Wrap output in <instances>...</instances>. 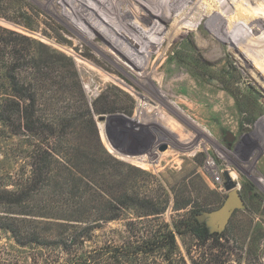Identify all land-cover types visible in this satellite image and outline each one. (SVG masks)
I'll list each match as a JSON object with an SVG mask.
<instances>
[{"label": "rangeland", "instance_id": "374dc122", "mask_svg": "<svg viewBox=\"0 0 264 264\" xmlns=\"http://www.w3.org/2000/svg\"><path fill=\"white\" fill-rule=\"evenodd\" d=\"M198 2L0 0V264H264V36Z\"/></svg>", "mask_w": 264, "mask_h": 264}, {"label": "bare ground", "instance_id": "6f19581e", "mask_svg": "<svg viewBox=\"0 0 264 264\" xmlns=\"http://www.w3.org/2000/svg\"><path fill=\"white\" fill-rule=\"evenodd\" d=\"M94 1L98 2V0H94ZM126 1L131 5V7H134V8L136 7V4L149 6V8L151 9L150 12H153L155 15H157L162 20L170 19V21H172L171 23H172V28H173L174 21L179 20V19L185 20L189 12L194 8V5L199 0H126ZM204 2H207L206 6L204 7L205 11L206 9L208 11L211 6L215 8L216 13L220 15L221 23L224 26V28H226L224 24V21H225L224 19L227 17H231V18H234V20L241 25H242V22H245V23L250 22V24L255 23L257 27V28L255 27L257 32L260 31L258 34L256 33V35H254L255 38L257 36H264V27L263 28L261 27L262 24H264V13H263L264 12V0H256L255 3H253L254 6H252L253 4L249 0H204ZM175 5H177L176 9L173 8V6ZM106 6L107 7L105 9V12H108L110 7L108 4H106ZM68 14L72 15L74 13L73 11H68ZM107 16L110 18L111 15L109 16L108 14ZM212 20L217 22L216 17H214ZM173 29H176V28H173ZM254 29L251 27L249 28V31L251 30L253 31ZM92 30H94L95 35H99L103 40L109 39L111 42H114L110 37L111 34H109L108 32H104L99 26L97 25L93 26ZM177 32H178V29H177ZM157 47H158V44L156 45L154 43V46L152 47L153 49L150 52H153L154 50H156ZM263 50L264 49L262 48L261 49L257 48L256 51H252V53L249 54V60L253 63V65H259V63L262 61L260 60V57L257 56V54L260 56H263L264 54ZM229 177L232 179L233 175L231 174L230 176L229 174Z\"/></svg>", "mask_w": 264, "mask_h": 264}, {"label": "water", "instance_id": "95a60500", "mask_svg": "<svg viewBox=\"0 0 264 264\" xmlns=\"http://www.w3.org/2000/svg\"><path fill=\"white\" fill-rule=\"evenodd\" d=\"M224 176V189L228 192V196L222 208L217 212V215L222 221H226L230 216V211L236 207H239L242 203L237 190H235L236 184L232 181L227 173H225Z\"/></svg>", "mask_w": 264, "mask_h": 264}, {"label": "trees", "instance_id": "16d2710c", "mask_svg": "<svg viewBox=\"0 0 264 264\" xmlns=\"http://www.w3.org/2000/svg\"><path fill=\"white\" fill-rule=\"evenodd\" d=\"M25 117H28V113L27 112L25 113Z\"/></svg>", "mask_w": 264, "mask_h": 264}]
</instances>
